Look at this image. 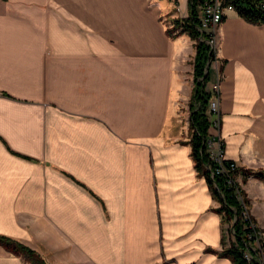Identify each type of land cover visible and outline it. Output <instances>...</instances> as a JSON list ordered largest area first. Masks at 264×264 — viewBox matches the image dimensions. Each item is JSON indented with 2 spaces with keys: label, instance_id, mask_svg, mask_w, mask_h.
I'll use <instances>...</instances> for the list:
<instances>
[{
  "label": "crops",
  "instance_id": "0c3cea01",
  "mask_svg": "<svg viewBox=\"0 0 264 264\" xmlns=\"http://www.w3.org/2000/svg\"><path fill=\"white\" fill-rule=\"evenodd\" d=\"M190 0H0V236L47 264H234L192 156ZM206 89L220 137L264 169V24L227 11ZM213 116H211V119ZM264 228V181L239 178ZM0 264H29L0 245Z\"/></svg>",
  "mask_w": 264,
  "mask_h": 264
},
{
  "label": "trees",
  "instance_id": "16d2710c",
  "mask_svg": "<svg viewBox=\"0 0 264 264\" xmlns=\"http://www.w3.org/2000/svg\"><path fill=\"white\" fill-rule=\"evenodd\" d=\"M262 0H236L235 7L238 14L253 24H264V9L259 6ZM199 0H190L192 13L188 18L177 19L174 26L168 30L169 34L180 30L179 33H187L196 41L195 56V83L192 108V137L190 144L192 145V156L194 158L196 169L200 176L207 179L214 197L222 203L218 208V212L223 214L224 220L231 225V230L237 239L238 245H232L228 249H224L222 256L230 258L234 264H261L256 260L249 262L242 252V248L247 242V230L244 228L241 218V208L238 200L232 196L233 190L227 184V180L216 173L217 164L210 160L207 153V140L209 137V128L211 119L208 114L209 103L212 93L207 91L206 86L210 81V72L206 75V66L210 59H214L215 52L202 39L204 34L200 31L201 23L198 19L197 6ZM231 161L225 162L229 166ZM242 171L244 180L253 176L264 181V169H239ZM238 171V172H239ZM237 173V172H236ZM245 193L246 203L251 206L250 200ZM0 245L8 251L22 256L29 264H47L46 260L35 250L25 244L7 236H0Z\"/></svg>",
  "mask_w": 264,
  "mask_h": 264
},
{
  "label": "built area",
  "instance_id": "2783aa9c",
  "mask_svg": "<svg viewBox=\"0 0 264 264\" xmlns=\"http://www.w3.org/2000/svg\"><path fill=\"white\" fill-rule=\"evenodd\" d=\"M236 0H199L197 6L198 19L201 23L200 31L204 34L202 38L216 54L217 50V29L218 25L223 21L227 11H235ZM264 9V0L259 4ZM216 59V57H214ZM212 59V61L214 60ZM221 81L222 76L218 77V81L213 85L212 98L209 103L208 114L213 116L211 126L217 130L221 128ZM207 153L211 161L217 164L216 173L227 180V184L232 188L233 194L241 208V218L244 228L247 230L246 247L242 248L244 257L252 262L253 260L264 264V231L254 219L251 213L250 206L246 203L243 187L239 183V176L242 171H239V166L236 162L231 161L227 166L225 162V145L223 140L217 136L208 137ZM239 171V172H238ZM237 172V173H236Z\"/></svg>",
  "mask_w": 264,
  "mask_h": 264
},
{
  "label": "rangeland",
  "instance_id": "374dc122",
  "mask_svg": "<svg viewBox=\"0 0 264 264\" xmlns=\"http://www.w3.org/2000/svg\"><path fill=\"white\" fill-rule=\"evenodd\" d=\"M195 41V40H194ZM195 43H196V41H195ZM191 111H192V108H191ZM241 176H239V178H240ZM239 183H240V185L242 186V183H241V181L239 180ZM243 187V186H242ZM250 209H251V206H250ZM251 213H252V210H251ZM253 216V215H252ZM254 217V216H253ZM255 219V218H254ZM256 220V219H255ZM256 222L258 223V221L256 220ZM258 225H259V223H258ZM260 226V225H259ZM260 228H261V230H263L264 231V228L263 227H261L260 226ZM230 235H233V237H234V241H235V243H236V245H238V242H237V239H236V237H235V235H234V233H233V230H231V233H230ZM247 242H248V240H247ZM246 242V243H247ZM244 247H246V244H245V246Z\"/></svg>",
  "mask_w": 264,
  "mask_h": 264
},
{
  "label": "water",
  "instance_id": "95a60500",
  "mask_svg": "<svg viewBox=\"0 0 264 264\" xmlns=\"http://www.w3.org/2000/svg\"><path fill=\"white\" fill-rule=\"evenodd\" d=\"M211 64H212V59H210V60L208 61V64H207V66H206V75L210 72Z\"/></svg>",
  "mask_w": 264,
  "mask_h": 264
}]
</instances>
